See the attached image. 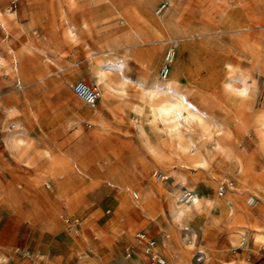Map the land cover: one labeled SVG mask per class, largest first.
<instances>
[{"label":"bare ground","instance_id":"obj_1","mask_svg":"<svg viewBox=\"0 0 264 264\" xmlns=\"http://www.w3.org/2000/svg\"><path fill=\"white\" fill-rule=\"evenodd\" d=\"M31 1L38 6L32 12L33 19L42 20L47 3ZM89 1V14L73 2L71 9L81 16L79 23L61 13L65 34L77 38L81 29H93L97 21L110 22V15L115 16L117 27L124 24L122 34L102 42L106 52H91L90 71L101 91L97 104L126 114L142 138L146 156L127 151L124 142L119 149H111V142L118 138L110 134L111 129L106 130L108 121L101 109L91 105L96 101L87 105L71 97L69 105L78 116L69 117L55 130L54 137L64 138L60 142L47 141L44 131L37 134L23 121L14 122L5 135L11 156L36 177L23 179L13 172L10 185L0 175V215H10L11 224L24 219L44 237L54 231L71 245L84 241L87 248L77 253L83 264H143L147 255L137 236L150 231L149 224L158 228L154 237L161 238L158 242L154 238L153 250L159 255L166 250L165 264H198L195 255H201L199 259L217 256L213 242L221 231L234 245L247 239L263 243L264 224L250 221L253 209L247 205L259 200L264 213V93L260 95L256 73L231 61L215 66L210 60H200L189 42L181 40L192 31L179 25L174 0H168V8L167 2H162L156 9L154 0H114L112 5L110 0ZM0 17L6 26L7 19L15 18L9 8ZM225 23L227 28L248 25ZM164 41L169 47L163 55ZM255 50L259 57L260 51ZM262 52L264 60V49ZM131 62L143 71L142 76L127 73ZM0 68L12 70L13 62L0 56ZM75 79L71 75L68 85ZM215 88L221 93H215ZM258 110L262 113L257 114ZM80 118L92 125L87 135H82ZM72 126L77 129L70 132ZM98 138L100 143L86 155L85 148ZM68 143V150L62 151ZM97 164L107 177L117 178L123 201L122 210L117 208L103 226L98 224L102 212L92 215L86 197L97 181L91 176L86 181L85 174ZM221 172L224 176H217ZM143 177L151 182L138 185ZM128 194H132V201L126 200ZM164 199L167 208L162 204ZM64 220L71 223L65 225ZM220 222H224L221 229ZM123 237L130 242L129 247L123 245ZM132 246L142 252H132ZM1 259L6 260L0 254Z\"/></svg>","mask_w":264,"mask_h":264},{"label":"rangeland","instance_id":"obj_2","mask_svg":"<svg viewBox=\"0 0 264 264\" xmlns=\"http://www.w3.org/2000/svg\"><path fill=\"white\" fill-rule=\"evenodd\" d=\"M50 1L43 0L44 5L47 3L43 19L34 20L32 12L38 10V6L31 0H0V16L9 8L13 11L15 18L17 17L16 19H7V26L0 17V56L13 62L12 70L0 68V175L1 179L10 185L14 182L13 172L18 173L23 179L34 180L36 177L32 170L17 162L5 146L4 137L14 128V122L23 121L25 127L33 128L37 134L44 131L45 139L50 140L51 143L63 140L64 138L54 137L55 130L66 124L69 117L78 116L69 105L71 97L78 98L83 103L85 102L74 93V84L80 79L89 84H94L90 71V55L94 52L95 54L106 52L108 48H101L102 42L110 36L124 32V24L121 23V27H117L115 16L110 15V22L97 21L93 29H81L77 38L75 37L76 39L70 38L65 34V25L61 20V13L72 19V21L79 23L81 16L79 14L80 17H78V14L73 13L71 7L74 8L73 4L77 1L81 10H85L89 14L91 2L89 0H75V2L73 0H52V3ZM110 1V5L114 4V0ZM154 2L155 9L162 2H167V8L170 5L168 0H154ZM173 11L176 18L180 19L178 21L179 25L187 26L192 31L190 37L181 40L189 42L198 53L200 60H210V63L215 66L222 61H231L248 71L256 73L260 80V95L264 93V60L261 57L264 49V0H174ZM53 13L58 15L54 16ZM226 20L248 22V27L227 28ZM162 43L165 45L164 55L169 46L167 41ZM91 48H94V51H91ZM255 48L260 51L259 54L261 55L259 57H256L255 52L257 50ZM161 67L162 61L160 60L158 70ZM140 71L141 69L139 70L135 62H131V68L128 69L127 73L132 77L142 76L143 71ZM160 73H163V71L161 70ZM73 74L76 79L68 85V79ZM216 89H214V92ZM217 90L215 93H221L219 88ZM99 99L91 105L101 109L108 121L106 130L110 131L111 129L110 134L118 138L111 142V149L118 148L121 142H124L123 145H126L124 148L127 151L135 153L136 156L144 155L145 157L146 153L142 138L126 120V114L113 112L111 109L97 104ZM85 104L89 105L87 102ZM256 112L257 114L262 113L261 110ZM79 125L83 129L82 135H87L92 126L85 118H80ZM77 126H72L70 132L75 131ZM106 130L104 133L108 132ZM100 141L101 138L94 140L92 142L93 146L85 148L84 153L89 155V149H94ZM70 145L71 143L64 145L62 151H67ZM71 163L76 166L74 161ZM96 166L89 168V172L85 174L86 181L91 177L97 181L96 183L95 181L92 182L95 185L87 191L86 197L92 204H90L92 215L98 216L102 212L98 224L103 226L113 216L117 208L122 210L123 201L118 195L117 178L111 174L107 177L105 171L98 168L99 164ZM150 173H153V171L151 170ZM217 176H224V173H218ZM145 178L143 177L141 181H138V185H147L151 182L150 178ZM132 198V194L126 196L127 201H132ZM166 202L164 199L162 204L167 208ZM247 205L253 209V217L250 221L256 219L255 221L263 225L264 213L261 211V201L258 200V204L251 205L247 203ZM62 207L64 211L65 208ZM62 207H60L61 210ZM3 214L7 215L6 217L10 220V215ZM65 217L69 218L68 215ZM125 219L124 216L122 221H125ZM7 222L8 220H5L0 224V251L6 259L4 261L0 260L3 264H8L10 260L8 256L11 254L17 257L24 256L31 232V227H29L31 224L24 221V219L14 221L12 224L10 221L11 226L9 227H6ZM46 222L41 223V225ZM70 223L64 220L65 225ZM223 223L220 222V229L223 228ZM148 228L151 229L149 233L152 236L156 235L157 227L153 228V225L149 224ZM179 233L183 234L181 231ZM50 234L52 236L56 232L50 231ZM62 237L67 240L65 236ZM78 238H80L79 233L77 240ZM160 238L156 237L155 239L158 242ZM47 240L48 237L43 236V241L38 250H45L54 264H82L77 253L87 248L84 241L82 243L80 241L76 245H67L63 241H58L56 244H51L52 246L50 245L49 248H45ZM187 240L190 241L189 238ZM122 241L124 246L129 247L126 238L123 237ZM203 242L205 244L210 243L207 240H203ZM197 244H201V237L198 238ZM213 244V249L218 252L217 256L199 259L201 255H195L194 261L198 264H264V242H254L252 239H247L242 241L241 244L234 245L227 234L221 231ZM130 250L132 252H142L138 246H132ZM26 253L34 256L30 248ZM35 261V258H31L28 264H35ZM147 261L148 258H144L143 264H148Z\"/></svg>","mask_w":264,"mask_h":264},{"label":"crops","instance_id":"obj_3","mask_svg":"<svg viewBox=\"0 0 264 264\" xmlns=\"http://www.w3.org/2000/svg\"><path fill=\"white\" fill-rule=\"evenodd\" d=\"M5 220H8V222L6 224L8 226L10 220L4 214H1L0 215V224L3 221H5ZM29 227H31V232H30V235H29V238H28V241H27V245H26V249H25L24 256H18L17 257L15 255L11 254L10 256H8V258L10 259L9 262H8V264H28L29 263V260L31 258H35L36 259L35 264H37V263L38 264L39 263L40 264H54L51 261V259L49 257V254L45 250H42V251L38 250L39 245L43 241V235H42V233H40V231H38V230L37 231H34V228L31 225H29ZM58 241H63L67 245H71L70 242L68 240H65L61 235H59V234H53L52 236H49L48 237L47 244H46V247L45 248H49V246L51 244L52 245L53 244H56V242H58ZM128 243H129V246H130V242L129 241H128ZM29 248L32 250V253H34V256L33 255L31 256L28 253H26V251ZM137 252L138 253H141L139 251H137ZM0 254L2 255V252L1 251H0ZM162 254H164V255L167 254L166 250H162ZM42 257H45V258H42ZM80 260H81V258H80ZM81 263H82V261H81ZM0 264H3V263L0 261Z\"/></svg>","mask_w":264,"mask_h":264},{"label":"built area","instance_id":"obj_4","mask_svg":"<svg viewBox=\"0 0 264 264\" xmlns=\"http://www.w3.org/2000/svg\"><path fill=\"white\" fill-rule=\"evenodd\" d=\"M73 91L79 98L88 103L95 102L101 95L100 89L95 84H89L83 79L74 84ZM137 237L140 243L145 246L148 264H165V258L153 250L155 245L154 236L149 232H141Z\"/></svg>","mask_w":264,"mask_h":264}]
</instances>
